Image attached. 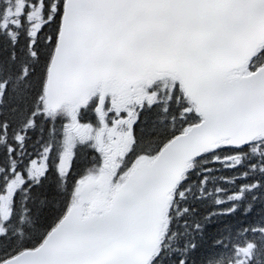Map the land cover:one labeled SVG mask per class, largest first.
Here are the masks:
<instances>
[{"label":"snow or ice","instance_id":"snow-or-ice-1","mask_svg":"<svg viewBox=\"0 0 264 264\" xmlns=\"http://www.w3.org/2000/svg\"><path fill=\"white\" fill-rule=\"evenodd\" d=\"M0 264H264V0H0Z\"/></svg>","mask_w":264,"mask_h":264}]
</instances>
